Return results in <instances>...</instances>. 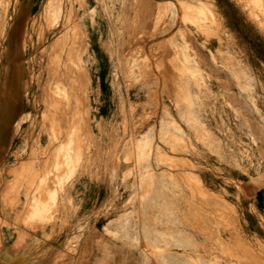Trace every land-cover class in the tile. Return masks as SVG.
<instances>
[{
  "label": "rangeland",
  "instance_id": "obj_1",
  "mask_svg": "<svg viewBox=\"0 0 264 264\" xmlns=\"http://www.w3.org/2000/svg\"><path fill=\"white\" fill-rule=\"evenodd\" d=\"M59 1L32 0L15 38L17 22L9 32L4 59L0 31V128L11 126L15 136L0 179L9 178L7 188L16 194L23 190L21 206L33 209L28 218L54 223L60 209L70 215V190H99L95 216L110 219L106 234L121 242L158 235L162 244L145 247L187 249L182 222L188 213L179 210L204 201L197 192L204 188L214 191L211 206L253 214L264 232V212L236 206V191L264 174V0H231L233 28L243 36L226 30L208 1L196 0L202 9L192 13L201 22L193 14L178 22L172 3L64 0L78 23L53 37L50 29L62 18ZM54 64L71 75H55ZM166 71L175 72V84L162 82ZM56 85L64 97L60 117L50 104ZM22 162L29 166L20 170ZM206 210L212 218L220 214ZM156 221L163 230L150 228ZM206 263L234 264L215 257Z\"/></svg>",
  "mask_w": 264,
  "mask_h": 264
},
{
  "label": "crops",
  "instance_id": "obj_2",
  "mask_svg": "<svg viewBox=\"0 0 264 264\" xmlns=\"http://www.w3.org/2000/svg\"><path fill=\"white\" fill-rule=\"evenodd\" d=\"M206 1L212 5V14L223 22L226 30H229L233 36H243L238 29L233 28L232 21H237V18L231 11V0H200L203 4ZM156 2L174 4L175 21L178 22L183 18H190V14L195 15V12L202 9L196 0H156ZM239 12L243 14L242 11ZM193 18L198 22L203 20L196 15ZM180 26L182 25H178ZM175 31L177 30L173 27V35ZM167 36L169 34L164 35ZM172 72H165L163 83L175 84V72ZM1 136H5L6 141L0 143V163L3 162L7 150L14 144L13 128L11 126L0 128ZM263 175L255 177L252 184L244 183L241 193L236 191L239 198L236 206L239 210L240 205L244 208L246 204L252 205L259 214L264 212ZM7 180L9 178L0 179V264H190L191 261L198 262V260L207 264L206 261L212 260V257L234 264H264V232L261 230V223L254 219L253 214L244 210L235 216L228 205L211 206L215 204V200L211 199L213 190H198L197 192L204 194L205 200L200 201L198 207L196 204H191L184 210L183 208L179 210V212H187L189 217L183 222L184 228L188 230L184 239L187 242V249L171 247L167 248V251H158L145 247L149 244H162V238L158 235L124 236V242H121L105 233L104 228L110 219L101 221L105 217L95 216V213L99 214L101 207L98 204L99 190L89 191L83 188L70 190L74 203L70 215L67 210L60 209L54 223H41L34 218H28L33 209H30L29 204L21 206L25 197L23 190L17 194L9 190L5 182ZM12 200L17 204H8ZM212 208L220 212L219 216L212 218L211 215L206 214V209L211 212ZM156 209L158 211L159 207L157 206ZM222 218L226 221L222 222ZM214 224L223 225L224 228L214 230ZM111 228L108 227L109 231H113ZM150 228L163 230L164 224L156 221L155 226ZM172 240L175 241V237ZM212 240L216 241V249L210 242Z\"/></svg>",
  "mask_w": 264,
  "mask_h": 264
},
{
  "label": "bare ground",
  "instance_id": "obj_3",
  "mask_svg": "<svg viewBox=\"0 0 264 264\" xmlns=\"http://www.w3.org/2000/svg\"><path fill=\"white\" fill-rule=\"evenodd\" d=\"M3 2H4V4H3V7H2V10H1V6H0V18H1V23H0V31H1V33L3 34V39H2V51H3V53H4V56H3V59H4V57H5V55L7 54V51L9 50V40H8V38H9V32H10V30L12 29V27H13V25L15 24V22H17L18 23V25H17V28L14 30L15 32H14V38H15V36H16V34H17V32H18V30L20 29V27L21 26H23V22H24V16H25V13L27 12V10L30 8V6H31V3H32V0H3ZM71 4V1H67V2H65L64 0H60L59 1V4H60V9H62V18H61V21H60V23H59V25L56 27V28H53V29H50V33L52 34V36L53 37H56V36H58L59 34H61L63 31H65L66 29H68L69 27H73V26H75V25H77V23L78 22H76L75 21V17H76V14H75V16H74V14L72 13V10H73V6L72 5H70L69 6V9H67V6H66V4ZM253 4V3H252ZM252 4H250V5H252ZM257 4V3H256ZM247 5V4H246ZM180 6V5H179ZM262 6V5H261ZM248 9V8H247ZM252 9H253V7H252ZM252 11V10H251ZM260 13V12H259ZM264 13V12H263ZM249 14V13H248ZM258 14V13H257ZM262 14V13H261ZM257 19H258V17H257ZM89 20V19H88ZM201 20V19H200ZM162 21V20H161ZM210 21V20H209ZM258 21V20H257ZM264 21V20H263ZM197 22V21H196ZM218 24V23H217ZM220 24V23H219ZM218 24V25H219ZM263 24V23H262ZM206 25V24H205ZM264 25V24H263ZM148 26H150V25H148ZM216 27V26H215ZM204 32V31H203ZM213 32H215V31H213ZM212 32V33H213ZM79 35H80V42H81V44H83L84 42H85V40H84V36H83V33H79ZM180 37V36H179ZM14 38H13V41H14ZM165 38V37H164ZM221 38V37H220ZM88 39V38H87ZM179 44V43H178ZM229 48V47H228ZM146 52V51H145ZM228 55V54H227ZM2 62V61H1ZM54 66V68H52L53 69V73L55 74V75H61V78L62 79H66L69 75H71V71H70V68H68V67H66L67 68V70L68 71H63V70H60V69H57V68H55L56 66H57V64H54L53 65ZM136 67V66H135ZM240 67V66H239ZM127 69V68H126ZM137 69V68H136ZM255 70V69H254ZM154 72V71H153ZM62 73V74H61ZM17 78H18V81L16 82V84H15V89H16V91L17 92H19V89H20V81H19V79H20V74L17 72ZM79 75V76H78ZM76 77H77V79L79 80L80 79V77H81V73L78 71L77 72V74H76ZM251 77V76H250ZM178 80V79H177ZM251 80V79H250ZM257 80V79H256ZM195 81V80H194ZM197 83V82H196ZM261 83V82H260ZM256 84V83H255ZM205 85V84H204ZM201 86V85H200ZM248 87V86H247ZM51 88H52V86H51ZM3 91V90H2ZM186 91V90H185ZM207 91V90H206ZM200 92V91H199ZM187 93V92H186ZM51 94H53V96H52V102L50 103V101H49V103L50 104H52L53 105V110L55 111H53L55 114H58V116L60 117V115H62V113H61V110H62V108H61V103H60V101H62L61 99H64V97H62V96H60V94H61V92H60V90H59V87L56 85L54 88H53V93L51 92ZM210 94V93H209ZM261 94V93H260ZM24 96V95H23ZM48 96V95H47ZM77 96H79V92H75V94H71L70 95V97H72V99L71 100H74V99H76V97ZM204 97V96H203ZM213 97V96H212ZM45 98V97H44ZM46 99V98H45ZM67 100H68V98H66ZM207 99V98H206ZM49 100V99H48ZM47 100V101H48ZM175 100H177V99H175ZM216 101V100H215ZM67 102V101H66ZM200 102V101H199ZM205 102V101H204ZM208 102V101H207ZM43 103H44V101H43ZM215 103V102H214ZM47 104V103H46ZM50 104H47L46 106H48V107H50ZM221 104V103H220ZM66 105V104H65ZM70 105V104H69ZM188 105V104H187ZM67 106H68V104H67ZM66 107V106H65ZM205 109H207V108H205ZM216 109H217V107H216ZM192 110V109H191ZM63 111V110H62ZM64 113V112H63ZM73 113V112H72ZM72 113H71V115H72ZM192 113V112H191ZM211 115H212V113H211ZM55 117V116H54ZM210 117V116H209ZM65 118V117H64ZM70 118V117H69ZM78 118V117H77ZM56 119H58L57 117H56ZM75 119V118H74ZM68 120V119H67ZM72 120V119H71ZM73 121V120H72ZM25 122V116H22V117H20L19 119H18V121H16V122H14L15 123V128H19L20 126H21V124L22 123H24ZM60 122H62V121H60ZM74 122V121H73ZM187 122V121H186ZM1 123H2V121H1ZM13 123V122H12ZM76 123V122H75ZM228 123V122H227ZM125 125H126V123H124ZM225 126V125H224ZM126 127V126H125ZM191 127V126H190ZM123 128V127H122ZM67 129V128H66ZM63 130V129H62ZM67 131V130H66ZM201 131V130H200ZM218 131V130H217ZM218 133V132H217ZM122 134H123V132H122ZM170 134V133H169ZM194 134V133H193ZM198 134V133H197ZM196 135V134H195ZM181 138V137H180ZM227 138V137H226ZM53 140V139H52ZM174 140V139H173ZM188 140V139H187ZM175 142H177V141H175ZM181 143V142H180ZM61 144H62V142H61ZM84 145V144H83ZM208 146V145H207ZM229 146V145H228ZM54 147V146H53ZM170 147V146H169ZM195 148V147H194ZM234 149V148H233ZM232 149V150H233ZM30 150V149H29ZM45 150V149H44ZM227 150V149H226ZM105 151V150H104ZM173 151V150H172ZM175 151V150H174ZM68 151H66V153H67ZM217 152V151H216ZM215 152V153H216ZM32 153V152H31ZM69 153V152H68ZM235 153V152H234ZM240 153V152H239ZM225 154H227V153H225ZM75 155V154H74ZM43 156H45V155H43ZM69 157H70V155H69ZM165 157V156H164ZM35 158V157H34ZM46 158V157H45ZM66 158H68V157H66ZM168 158V157H167ZM235 158V157H234ZM175 159V158H174ZM179 159H181V158H179ZM169 160V159H168ZM228 160V159H227ZM244 160V159H243ZM42 161V160H41ZM47 161V160H46ZM124 161V160H123ZM170 161V160H169ZM174 161V160H173ZM67 162V161H66ZM70 162V161H69ZM230 162V161H229ZM72 163H73V161H72ZM182 163H183V161H182ZM242 163V162H241ZM27 162H22L21 163V165H20V170H23L26 166H27ZM161 164V163H160ZM186 164V163H185ZM188 164V163H187ZM61 165V164H60ZM184 165V164H183ZM190 165H191V162H190ZM28 166H29V164H28ZM172 166V165H171ZM185 166V165H184ZM187 166V165H186ZM201 166V165H200ZM233 166V165H232ZM182 167V166H181ZM175 168V167H174ZM190 168V167H189ZM208 168V167H207ZM215 168V167H214ZM15 169V168H14ZM176 169V168H175ZM67 170V169H66ZM218 170V169H217ZM45 171H47V170H45ZM63 171V170H62ZM3 172V171H2ZM17 172V171H16ZM165 172V171H164ZM181 172V171H180ZM167 173H169V172H167ZM65 174V173H64ZM179 174V173H178ZM177 174V175H178ZM190 174V173H189ZM15 175V174H14ZM185 175V174H184ZM196 175V174H195ZM194 175V176H195ZM179 176V175H178ZM170 177V176H169ZM182 176L180 175V178H181ZM185 177V176H184ZM175 178V177H174ZM177 178V177H176ZM175 178V179H176ZM186 178V177H185ZM195 178V177H194ZM170 179V178H169ZM188 179H190V178H188ZM192 179V178H191ZM198 180H200V179H198ZM231 180V179H230ZM176 181H178V179L176 180ZM175 181V182H176ZM197 182V181H196ZM199 182V181H198ZM191 183V182H190ZM181 184V183H180ZM194 184V183H193ZM192 184V185H193ZM9 185V184H8ZM187 185V184H186ZM195 185H196V183H195ZM199 185V184H198ZM198 185H196V187L198 186ZM5 186H6V184H5ZM199 186H202L201 184L199 185ZM34 187V186H33ZM65 187V186H64ZM195 187V188H196ZM185 188V187H184ZM56 189V188H55ZM186 189V188H185ZM190 189H192V188H190ZM208 189V188H207ZM193 190V189H192ZM203 190H204V188H203ZM194 191V190H193ZM196 191V190H195ZM200 192V191H199ZM207 193V192H206ZM180 194H183L182 192H180ZM196 194V193H195ZM209 194V193H208ZM185 195V194H184ZM190 195V194H189ZM201 195V194H200ZM198 196H199V194H198ZM203 196V195H202ZM168 197V196H167ZM186 197V196H185ZM197 197V196H196ZM164 198V197H163ZM199 198V197H198ZM208 199V198H207ZM212 199V198H211ZM195 200H196V198H195ZM40 202V201H39ZM196 202V201H195ZM184 203V202H183ZM42 203H40L39 205H41ZM37 205V204H36ZM204 205V204H203ZM199 206V205H198ZM197 205H196V207H198ZM187 207V206H186ZM193 208V207H192ZM195 208V207H194ZM178 209V208H177ZM190 209V208H189ZM200 209V208H199ZM199 209H197V210H199ZM184 210V209H183ZM195 210V209H194ZM204 210V209H203ZM182 213V212H181ZM189 213H191V211L189 212ZM197 213V212H196ZM38 214H40V213H38ZM186 214V213H185ZM195 214V213H194ZM35 217H36V214L34 215ZM40 216V215H39ZM42 216V215H41ZM40 216V217H41ZM186 216V215H185ZM196 216H198V214H196ZM54 217H56V216H54ZM183 217V216H182ZM190 217H192V216H190ZM205 217V216H204ZM186 218V217H185ZM189 218V217H188ZM201 219V218H200ZM206 219V218H205ZM235 219V218H234ZM40 220V219H39ZM184 220V219H183ZM204 220V219H203ZM207 220V219H206ZM186 221H187V219H186ZM201 221V220H200ZM199 222V221H198ZM204 222H205V220H204ZM208 222V221H207ZM183 223V222H182ZM194 223H195V221H194ZM201 223V222H200ZM189 224V223H188ZM204 224V223H203ZM206 225V224H205ZM204 225V226H205ZM194 226H195V224H194ZM207 226V225H206ZM210 226V225H209ZM208 226V227H209ZM211 227V226H210ZM209 227V228H210ZM203 228V227H202ZM208 228V229H209ZM205 229H207V228H205ZM203 230V229H202ZM203 232V231H202ZM206 233V232H205ZM236 240V239H235ZM211 242V241H210ZM213 242V241H212ZM248 243V242H247ZM167 251V250H166Z\"/></svg>",
  "mask_w": 264,
  "mask_h": 264
}]
</instances>
